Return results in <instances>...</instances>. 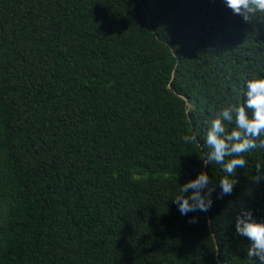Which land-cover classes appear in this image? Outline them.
<instances>
[{"label": "trees", "instance_id": "16d2710c", "mask_svg": "<svg viewBox=\"0 0 264 264\" xmlns=\"http://www.w3.org/2000/svg\"><path fill=\"white\" fill-rule=\"evenodd\" d=\"M253 77L264 13L224 0H0V264H252L235 218L264 221V148L221 197L201 145ZM201 171L213 203L182 215Z\"/></svg>", "mask_w": 264, "mask_h": 264}, {"label": "clouds", "instance_id": "9594fccd", "mask_svg": "<svg viewBox=\"0 0 264 264\" xmlns=\"http://www.w3.org/2000/svg\"><path fill=\"white\" fill-rule=\"evenodd\" d=\"M234 15H239L246 23H250L258 13H264V0H224ZM244 100L230 104L208 122L205 142L201 150H205L203 165L218 164L226 173L220 179V196L230 195L238 182L235 173L238 168L247 164L245 154L256 148H264V77H253L244 85ZM234 124L229 129L228 125ZM185 143H199L193 134L182 137ZM264 177V167L257 164L256 181ZM211 181L205 171L181 185L173 198L182 215L189 212H206L211 207ZM207 189V191H205ZM193 217L189 223H197ZM235 231L241 237H247V257L252 264H264V221H257L249 209H241L235 218ZM258 258V259H257Z\"/></svg>", "mask_w": 264, "mask_h": 264}, {"label": "water", "instance_id": "95a60500", "mask_svg": "<svg viewBox=\"0 0 264 264\" xmlns=\"http://www.w3.org/2000/svg\"><path fill=\"white\" fill-rule=\"evenodd\" d=\"M210 218V217H209Z\"/></svg>", "mask_w": 264, "mask_h": 264}]
</instances>
